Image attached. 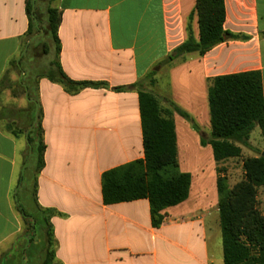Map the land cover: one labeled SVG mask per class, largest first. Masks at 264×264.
I'll list each match as a JSON object with an SVG mask.
<instances>
[{
	"label": "crops",
	"instance_id": "crops-1",
	"mask_svg": "<svg viewBox=\"0 0 264 264\" xmlns=\"http://www.w3.org/2000/svg\"><path fill=\"white\" fill-rule=\"evenodd\" d=\"M26 1L0 0V264H23L25 254L37 255L40 245L46 257L40 210L56 212L49 220L54 264H224L217 163L212 174L189 172L183 154L192 130L184 123L179 127L178 115L179 165L192 176L188 199L162 211L158 228L148 199L104 204L103 174L144 159L139 94L115 88L132 86L154 71L160 93L154 92L171 96L209 134L214 78L259 71L264 92V0H224V29L248 39L227 41L203 57L188 55L171 67L160 62L187 40L190 16L199 38L197 0H59L62 71L73 81L107 86L72 93L47 77L49 66L36 80L35 96L29 84L19 82L25 97L14 98L19 95L11 71L25 74ZM18 60L20 68L10 66ZM28 96L43 112L46 151L39 173L26 138L34 118ZM250 144L264 153L262 132L256 145ZM206 149L214 159L212 148ZM242 156L257 154L243 147ZM30 184L33 211L24 205ZM258 201L264 215V187Z\"/></svg>",
	"mask_w": 264,
	"mask_h": 264
},
{
	"label": "trees",
	"instance_id": "trees-1",
	"mask_svg": "<svg viewBox=\"0 0 264 264\" xmlns=\"http://www.w3.org/2000/svg\"><path fill=\"white\" fill-rule=\"evenodd\" d=\"M40 0L26 1L29 41L43 35L46 47L56 48L55 60L51 62L47 77L64 85L72 93L87 87L107 84L76 82L71 80L59 63L60 41L58 37L62 12L56 6L59 0H48L47 27L42 28ZM199 38L194 37L191 20L188 38L160 62L171 67L185 60L188 55H206L216 46L232 40L248 37L232 34L224 29L226 10L224 0H197ZM28 45H26L27 49ZM21 60L10 66L20 68ZM156 72L129 87L116 91L136 90L139 94L143 126L144 159L128 163L105 172L102 176L103 201L105 205L127 203L148 199L151 205L154 228L162 225V211L185 202L190 193L192 176L182 172L178 160L177 133L174 117L180 116L200 137L202 147L210 146L218 167L230 159L242 156V148L256 152L257 157L243 161L244 179L229 186L224 170L218 168L219 219L223 240L224 264H264V215L259 209L258 195L264 187V153L250 144L256 128L264 137V92L259 71L223 75L211 81L208 91L211 131L207 135L193 116L168 96L153 92L157 84ZM29 97V110L33 121L26 135L28 149L36 156V172L45 166L46 145L42 126L43 112L38 101ZM40 226L45 233L46 257L41 264H54L53 232L49 220L54 210H40Z\"/></svg>",
	"mask_w": 264,
	"mask_h": 264
},
{
	"label": "rangeland",
	"instance_id": "rangeland-1",
	"mask_svg": "<svg viewBox=\"0 0 264 264\" xmlns=\"http://www.w3.org/2000/svg\"><path fill=\"white\" fill-rule=\"evenodd\" d=\"M40 14L42 19V28L47 27L46 23V11H47V5L48 0H40ZM28 41V47H27V53L25 58V63L23 66L24 76H22L21 71L12 70L13 72L12 76L15 78L16 82L13 83V86H15V93L19 96L16 97H25V91L22 89V87L19 85V82L26 83L31 86V92L32 96H35L34 90H35V84L38 76L42 73H44L48 67L50 66L51 62L55 60V50L54 48H48L47 45V39L43 35L37 36L34 40L29 41V38H27ZM160 71V68L157 70V72ZM183 73L180 74V85H184V79H183ZM155 86L151 87V90L157 93L159 90H155ZM161 92L164 93L166 91L165 86H161ZM160 93V92H159ZM165 95V94H164ZM171 100L173 99L171 96H168ZM180 97V96H178ZM181 99V97H180ZM173 101V100H172ZM9 107L16 108L14 106H10V101L8 104ZM195 121L198 123V120H196L195 117H193ZM201 120L203 123L206 122V117L202 116ZM179 127L182 123L185 125H189L187 121H185L183 118L180 119ZM190 128V127H189ZM184 129V128H183ZM191 129V128H190ZM192 130V129H191ZM205 130H207L205 128ZM203 129V131L206 133ZM190 133V132H189ZM208 135V134H207ZM188 141H187V147L185 148V154H183V159L185 155V161L186 166L189 169V172L193 174L194 176L203 173V172H210L212 174L213 171V164H215V161L213 158H211V155L208 151H206L207 147L200 146V143L198 142L199 136H197V133H195L192 130V133H190V136L187 134ZM261 138V131L259 128H256L254 132L251 135L250 142L252 144L257 143L258 139ZM180 151L182 152V149L180 148ZM184 152V149H183ZM247 152V151H246ZM245 156H241L239 158L230 159L229 161L222 163L219 165V167L224 170L228 177V183L230 187H233L235 184L241 182L244 179V169H243V161L245 160ZM218 165H217V171H218ZM33 194H32V185H28L26 187V191L24 193V205L26 209H30L33 211L34 204H33ZM37 216V215H36ZM40 237V234H39ZM40 247L36 249L37 255H30L29 252L25 254V261L23 264H41L43 262V259L45 258V253L43 251V247ZM6 264V263H5ZM7 264H14L13 262L7 263Z\"/></svg>",
	"mask_w": 264,
	"mask_h": 264
},
{
	"label": "water",
	"instance_id": "water-1",
	"mask_svg": "<svg viewBox=\"0 0 264 264\" xmlns=\"http://www.w3.org/2000/svg\"><path fill=\"white\" fill-rule=\"evenodd\" d=\"M157 70H158V68L155 69V71H157Z\"/></svg>",
	"mask_w": 264,
	"mask_h": 264
}]
</instances>
